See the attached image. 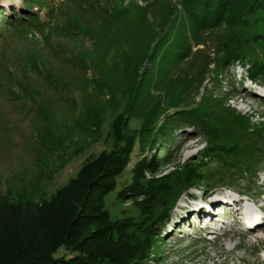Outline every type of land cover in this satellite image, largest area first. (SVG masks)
<instances>
[{"label":"rangeland","instance_id":"rangeland-1","mask_svg":"<svg viewBox=\"0 0 264 264\" xmlns=\"http://www.w3.org/2000/svg\"><path fill=\"white\" fill-rule=\"evenodd\" d=\"M110 152L112 218L142 157L173 186L141 264H264V0H0V197L50 199Z\"/></svg>","mask_w":264,"mask_h":264},{"label":"trees","instance_id":"trees-1","mask_svg":"<svg viewBox=\"0 0 264 264\" xmlns=\"http://www.w3.org/2000/svg\"><path fill=\"white\" fill-rule=\"evenodd\" d=\"M236 154L229 157L243 163L244 157ZM160 163L157 155L142 157L130 167V181L117 196L133 199L137 213L122 217L112 218L104 207L128 164L120 152L100 153L83 162L77 176L50 199L23 203L0 197V264H141L151 238L159 234L156 226L162 221L156 223L155 217L173 188L165 176H153ZM192 175L186 173L181 180L204 182L203 176Z\"/></svg>","mask_w":264,"mask_h":264},{"label":"bare ground","instance_id":"bare-ground-1","mask_svg":"<svg viewBox=\"0 0 264 264\" xmlns=\"http://www.w3.org/2000/svg\"><path fill=\"white\" fill-rule=\"evenodd\" d=\"M264 204V202H263ZM249 215V219L252 220V222L249 224V226H254L258 223H261V217L260 216H257L256 219H254V216H255V213L250 211L249 213H247ZM245 222H248V219L245 220ZM214 234L211 235V237H213Z\"/></svg>","mask_w":264,"mask_h":264}]
</instances>
